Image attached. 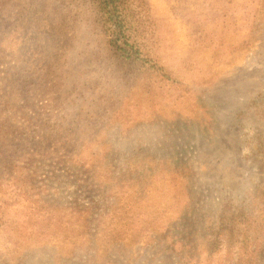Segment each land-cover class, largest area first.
I'll list each match as a JSON object with an SVG mask.
<instances>
[{
	"label": "rangeland",
	"instance_id": "1",
	"mask_svg": "<svg viewBox=\"0 0 264 264\" xmlns=\"http://www.w3.org/2000/svg\"><path fill=\"white\" fill-rule=\"evenodd\" d=\"M213 1L125 0L127 26L139 31L171 81L109 45L91 0L9 1L4 16L9 15L0 24V48L9 49L3 68L9 71L1 74L0 86L9 75L14 79L4 97L10 118L0 110V129L8 142L12 123L20 131L34 130L31 136L44 130L61 146L57 156L71 146L75 154L64 161L55 151L40 154L34 143L16 153L22 178L31 179V195L7 205L14 185L0 184V264H100V256L91 257L94 248L71 253L62 238L89 214L93 241L98 246L104 239L95 228L107 226L98 216L109 213L114 198L83 183L89 157L95 174L110 172L137 183L144 210L162 211L163 217L152 220L174 219L180 230L187 223L188 237L179 243L154 232L121 240L110 246L104 264L203 262L224 212L257 214L264 188V32L239 50L249 20L237 6L230 28L214 27L207 14ZM199 32L204 39L196 38ZM218 38L220 44L214 43ZM33 112L42 116L39 122L28 116ZM8 150L4 162L14 158ZM122 179L110 180V186ZM36 198L50 203L53 216L35 211L41 204ZM74 203L90 210L70 216L74 209L64 207ZM256 219L259 235L251 248H258V264H264V223ZM78 238L75 231L72 239ZM238 253L242 249L234 248L230 264L241 263Z\"/></svg>",
	"mask_w": 264,
	"mask_h": 264
},
{
	"label": "trees",
	"instance_id": "2",
	"mask_svg": "<svg viewBox=\"0 0 264 264\" xmlns=\"http://www.w3.org/2000/svg\"><path fill=\"white\" fill-rule=\"evenodd\" d=\"M9 1L10 0H0V24H2L1 21L9 15L8 13L4 16L11 6ZM91 1L94 2L97 8L99 24L109 37V45L113 47L121 57L144 68L146 71L159 75V77L163 79L168 81L173 80L172 75L167 71L165 66L161 65L158 57L154 55L155 53L149 51L145 47L139 31L131 30L127 26L123 12L126 6L125 0ZM208 6L211 7L208 9L207 14H209L210 19H213L212 21L215 23L214 27L230 28V25L235 19L234 11H237V6L238 11L240 12L239 14L243 15L246 20H249L244 21L243 23L248 34L247 37H243L239 41L241 44L239 50L246 48L252 41L258 40L264 32V21H255L259 17H264V0H241L240 2H238V0H214ZM1 28H3V26L0 27V31ZM1 34L3 35L2 32ZM203 35L199 32V34L196 35V38H201ZM204 37L202 38L204 39ZM219 38L214 43L220 44ZM207 40L213 42L210 35ZM231 43H233V41H226L222 44L229 45ZM6 51H9L7 47L2 46L0 48V77H2L1 74L5 73L6 75L9 71L8 66L3 68V65L6 64L4 58V56H6ZM13 79L12 74L9 75L6 77V80L4 79L0 86V110L4 112L6 119L10 118L11 109L8 107V101L4 99V97L9 91V82H13ZM24 102H26V99ZM28 116H34V119H37V122L42 118V116L41 118L39 117L40 115H35L34 112ZM11 125L12 129L10 136L13 139L12 142H8L7 137H4V133L0 129V142L3 144L0 145V148H2V150L7 148L6 150L0 151V159L3 158V162H0V184L14 185L12 189L13 191L10 194V199L6 202L7 205L19 202L20 200H17V198L20 197L21 194L24 196L31 195L29 189H26L30 186L29 182H31V179L28 176L22 178L21 174L22 167L20 166V163L22 157H15L19 150L28 149L31 147L28 145L34 143L36 146L32 147H39L38 152L40 154L43 155L55 151V157H59V159H63L64 161L69 160L75 154L73 146H71L66 149L67 152L63 155L57 156V147L61 148V146L51 143L50 136L48 139L44 130H38L37 134L31 136L30 132H33L34 130L24 129L23 131H20L16 129L14 123ZM40 126L43 127L41 124ZM9 146L12 147L14 158H8V160L4 162V159L9 152ZM29 154L30 153H27V155ZM89 158L90 159H87L86 163L88 167H85V172L81 174L83 183H85L88 190H94L93 192H98V194H102L104 197L114 198V203L112 202L113 204L108 208L110 210L108 214L105 216L99 214L98 216L99 221L104 217V220L107 223V226L104 229L100 230L99 225L95 228L97 233L101 231L104 234V239L100 241L98 246L96 240L93 241L92 234L90 233L93 231V228H91L92 222H90L89 219L93 220V215L87 214L85 219L77 217L79 221L84 219L82 223L79 224L80 226H78L77 229L74 228L72 231L63 233L62 238L66 242L65 245L71 247L69 250L71 253L76 252L79 249H87L90 246V248H94V254L91 255V257H94L95 255L100 256L101 259H98V263L104 264L108 262L107 253L110 246L121 240H127L128 242L138 241L142 236L152 232L157 233L161 237L169 238L172 236V242L175 240L178 243L188 237L186 231L187 223L181 222L180 230L178 227L179 223L174 219L169 224L164 222V218L162 219L163 224L152 220L159 216L163 217V214L161 213L162 211L157 209L158 213L156 211L152 213L144 210L140 205L142 200H144V196L140 194V191H136L137 183L130 184L129 181L126 180V176H117L110 174V172L95 174L93 171L95 167L93 159L91 157ZM26 160L29 161L30 158L27 157ZM37 178L38 177H34L36 182ZM118 178L123 179L116 188H112L110 186V180L112 182ZM36 199L39 202L41 201L39 198ZM163 199L167 200L169 198ZM171 199L174 201V198ZM74 204H70L69 207H64V209H74V211L70 212V216H75L76 213H81L83 210H90L87 205ZM49 205L50 203L41 201L40 206L36 207L35 211L37 213L42 212L43 217H51L54 214V209H50L48 207ZM45 210H48V213H45ZM257 210L258 212L256 215H253L250 212L244 214L243 212L239 214L234 212L227 214L224 212L218 224H216L217 229L211 230L212 235L208 238V255L203 259V262L200 261L196 264H230V262L235 259V256L233 257L232 255L234 248L239 250L242 249V253H238L236 256V259L241 260L240 264H258L259 254L255 253L258 248H251V246L259 235L258 229H260V224L257 223L258 221H256V217L260 216L264 223V188L259 196V203L256 211ZM63 217H66V214L63 215ZM108 223H114V225L109 229ZM75 231L78 233L80 232V235H82L81 239H72ZM170 231H172L173 234H169ZM174 236L176 237L173 238Z\"/></svg>",
	"mask_w": 264,
	"mask_h": 264
}]
</instances>
